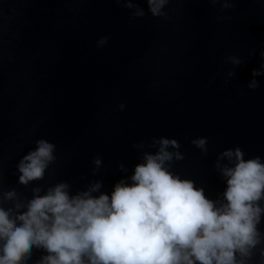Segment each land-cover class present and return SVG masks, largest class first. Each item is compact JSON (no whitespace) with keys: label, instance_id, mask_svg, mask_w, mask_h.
Returning <instances> with one entry per match:
<instances>
[{"label":"water","instance_id":"95a60500","mask_svg":"<svg viewBox=\"0 0 264 264\" xmlns=\"http://www.w3.org/2000/svg\"><path fill=\"white\" fill-rule=\"evenodd\" d=\"M165 11L133 19L116 0H0V198L61 181L75 192L101 180L111 192L160 136L180 142L174 170L213 199L225 188L220 152L239 146L246 159L264 158V76L247 86L264 50V0H170ZM201 136L206 155L191 143ZM41 137L57 160L21 185L16 165Z\"/></svg>","mask_w":264,"mask_h":264},{"label":"clouds","instance_id":"9594fccd","mask_svg":"<svg viewBox=\"0 0 264 264\" xmlns=\"http://www.w3.org/2000/svg\"><path fill=\"white\" fill-rule=\"evenodd\" d=\"M116 3L131 10L133 19L149 12L161 18L170 0H146L147 12L136 0ZM108 39L101 37L97 47ZM259 56L250 89L258 88V77L264 76V50ZM226 59L236 67L243 63L235 56ZM191 143L208 153L207 137ZM149 148L156 150L142 151L131 174L111 192L102 190L101 180L75 192L67 181L46 190L36 186L26 198L14 188L5 191L0 198V264H29L35 253L40 254L35 264H264V158L246 159L239 146L220 152L214 167L225 188L213 199L195 180L174 170L185 158L176 138H153ZM56 160V144L38 138L16 165L18 182L28 186L42 180ZM93 164L95 174L102 158L95 157ZM120 169L126 170L123 164Z\"/></svg>","mask_w":264,"mask_h":264}]
</instances>
